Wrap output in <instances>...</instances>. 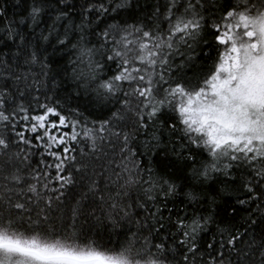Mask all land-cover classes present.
<instances>
[{"label":"snow or ice","instance_id":"obj_1","mask_svg":"<svg viewBox=\"0 0 264 264\" xmlns=\"http://www.w3.org/2000/svg\"><path fill=\"white\" fill-rule=\"evenodd\" d=\"M135 7L26 0L10 19L0 6V264H264V0H162L150 23L98 26ZM197 56L211 63L188 77ZM64 74L108 114L67 108ZM70 168L115 247L82 240L80 201L71 231L51 223Z\"/></svg>","mask_w":264,"mask_h":264},{"label":"trees","instance_id":"obj_2","mask_svg":"<svg viewBox=\"0 0 264 264\" xmlns=\"http://www.w3.org/2000/svg\"><path fill=\"white\" fill-rule=\"evenodd\" d=\"M79 2L84 3L85 0H79ZM160 2H162V0H134L136 7L133 10L120 11L112 15H106L104 19L99 21L98 26L102 28L108 23L123 22L124 20H127L129 23H134L137 20L143 21L144 23H150L149 17L153 11V7ZM0 6L6 7V16L8 18L19 19L21 15L25 14L26 0H0ZM209 7H211V4H209ZM92 19L94 21L92 28L97 29L95 16H93ZM41 27H43V25H41ZM37 31H39V29H37ZM197 51H199V49H197ZM64 55L65 59H61L60 55H55L52 57V60L66 63L67 53ZM179 61L180 58L177 57V62ZM210 63L211 61H205L203 57L197 56L193 64L190 67L185 68L184 71L187 73L188 77L199 75L207 70L206 67L202 66L208 65ZM53 66L55 67V64ZM60 79L61 77H57V80ZM57 91L62 103L66 101L65 106L67 108H78L89 120H96L108 114L107 107H104L102 104L98 103L91 92H86L83 89H77L76 85L71 81L67 74H64L62 87L57 89ZM77 91H79V95H77ZM63 131H69V129H63ZM79 147L84 148L85 152L88 151V148L83 143H81ZM105 151L109 154V156L114 155V150L110 145H107V142ZM115 151H118V149ZM97 155L100 158L99 160L94 161V167L96 171L99 172L104 166L107 165L108 157L100 153H97ZM31 159L33 165H36L40 160V156L37 154L32 156ZM47 159L48 162L51 163V158ZM78 159L83 158L78 156ZM116 160L119 162L118 156L116 157ZM161 167H163V165H161ZM69 171H71L75 183L67 185L63 189L64 195L59 201L54 200L52 209L49 213L51 217V223L55 225L56 231L58 233L71 231V229L68 228V225L72 217V210L73 208L78 207L77 201H80L81 203L79 207H81L83 214L80 215L77 220L76 229L81 233L82 240L84 237H87L89 240L96 241V243L99 245L115 247L120 242H122L123 237L118 235L116 232H113L111 225L108 224L107 221H105L103 224H99L93 217L87 215L90 201L81 200L82 193L86 191L85 185L88 183L87 177L83 173H76L71 168ZM52 186L59 187L58 184ZM49 194L56 195V193ZM97 215H99L98 212ZM33 218H35L34 215ZM118 231L122 232L123 229L121 228ZM205 238L207 239V237Z\"/></svg>","mask_w":264,"mask_h":264}]
</instances>
